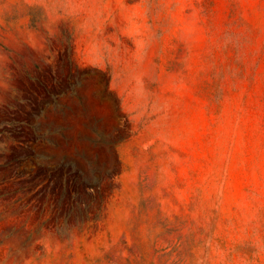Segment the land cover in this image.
Segmentation results:
<instances>
[{"label":"rangeland","instance_id":"obj_1","mask_svg":"<svg viewBox=\"0 0 264 264\" xmlns=\"http://www.w3.org/2000/svg\"><path fill=\"white\" fill-rule=\"evenodd\" d=\"M0 264H264V0H0Z\"/></svg>","mask_w":264,"mask_h":264}]
</instances>
